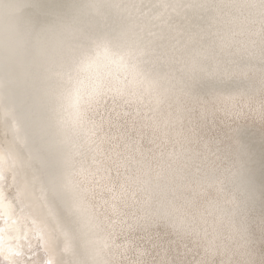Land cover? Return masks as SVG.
<instances>
[{
  "label": "snow or ice",
  "instance_id": "obj_1",
  "mask_svg": "<svg viewBox=\"0 0 264 264\" xmlns=\"http://www.w3.org/2000/svg\"><path fill=\"white\" fill-rule=\"evenodd\" d=\"M57 11L14 0L0 37ZM76 22L92 75L62 175L0 103V264H264V0H88Z\"/></svg>",
  "mask_w": 264,
  "mask_h": 264
},
{
  "label": "bare ground",
  "instance_id": "obj_2",
  "mask_svg": "<svg viewBox=\"0 0 264 264\" xmlns=\"http://www.w3.org/2000/svg\"><path fill=\"white\" fill-rule=\"evenodd\" d=\"M87 2L75 0L78 13ZM3 22L0 20V31ZM27 50L24 42L8 47L5 38L0 37V103L14 109L37 157V166L43 163L46 176L62 175L63 158L80 133L82 94L92 73L77 71L82 60L80 52L46 71L48 65H42L41 60L36 69L31 67Z\"/></svg>",
  "mask_w": 264,
  "mask_h": 264
},
{
  "label": "water",
  "instance_id": "obj_3",
  "mask_svg": "<svg viewBox=\"0 0 264 264\" xmlns=\"http://www.w3.org/2000/svg\"><path fill=\"white\" fill-rule=\"evenodd\" d=\"M42 2L57 8V15L51 21L34 28L31 36L24 43L29 49L26 55L31 57V67L36 69L38 60H41L42 65L45 67L48 65L46 68L48 71L54 68L52 65H61L65 59L80 52L84 37L80 24L76 22L79 13L75 0H42ZM13 4L14 0H0V20H4L3 25Z\"/></svg>",
  "mask_w": 264,
  "mask_h": 264
}]
</instances>
